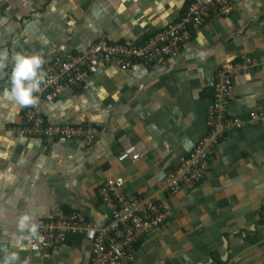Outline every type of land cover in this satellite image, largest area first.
<instances>
[{"label":"crops","instance_id":"0c3cea01","mask_svg":"<svg viewBox=\"0 0 264 264\" xmlns=\"http://www.w3.org/2000/svg\"><path fill=\"white\" fill-rule=\"evenodd\" d=\"M187 3L0 0V70L17 51L45 63L82 53L100 36L142 41L176 21ZM246 58L252 66L232 79L229 116L264 113V0H235L230 15L208 18L175 58L135 71L110 65L72 96L42 105L48 124L95 125L100 134L91 147L19 136L24 107L0 99V256L16 252V264H90L82 237L53 251L32 252L30 238L18 247L15 221L28 214L39 225L75 213L101 228L109 217L101 193L120 177L127 197H158L172 209L160 231L139 241L131 264H264V124L222 138L200 183L180 184L173 195L164 190L168 173L207 132L216 71ZM127 144L144 151L135 163L116 159Z\"/></svg>","mask_w":264,"mask_h":264},{"label":"built area","instance_id":"2783aa9c","mask_svg":"<svg viewBox=\"0 0 264 264\" xmlns=\"http://www.w3.org/2000/svg\"><path fill=\"white\" fill-rule=\"evenodd\" d=\"M235 0H193L174 22L149 35L141 43L126 41L123 44L107 42L100 36L82 53H66L43 63L44 83L35 93L33 106L24 107L22 124L17 127L19 136L41 140L78 141L87 147L99 138V129L93 124H48L41 107L52 103L59 95L72 96L83 88L87 80L110 65L120 71H135L139 63L144 66L160 65L177 57L181 48L208 18L226 17L233 11ZM252 66L250 59L222 65L215 74L211 87L212 99L206 113L205 136L198 142L189 158L166 176L164 190L173 195L180 184H198L213 161V149L220 139L234 131L264 124V113L251 111L243 117L229 116L227 105L232 91V79ZM8 69L0 70V86H7ZM144 151L138 144L122 146L116 157L122 163L137 162ZM186 166V168H184ZM123 179L106 181L101 196L109 217L106 225L93 229L78 214L70 213L38 225L37 237L30 238L32 252L51 251L70 236L90 234L86 238L91 247L90 264H131L134 261V244L138 239L156 233L171 218V206L158 197L126 196L122 192Z\"/></svg>","mask_w":264,"mask_h":264},{"label":"clouds","instance_id":"9594fccd","mask_svg":"<svg viewBox=\"0 0 264 264\" xmlns=\"http://www.w3.org/2000/svg\"><path fill=\"white\" fill-rule=\"evenodd\" d=\"M4 59L3 54H0V68L5 67ZM43 63V58L38 54H24L20 51L13 52L11 63L8 66V83L6 87L0 88V99L8 101L13 110L35 105L38 99L35 93L40 90V86L44 83L46 76L42 69ZM15 227L16 233L20 235L19 237L14 235L13 238L16 245L20 248L23 247L20 243L22 239L37 237L38 225L33 222L32 217L28 214L18 216L15 221ZM67 239L60 246L64 245ZM17 260L16 252L6 251L4 255L0 256V264H16Z\"/></svg>","mask_w":264,"mask_h":264},{"label":"trees","instance_id":"16d2710c","mask_svg":"<svg viewBox=\"0 0 264 264\" xmlns=\"http://www.w3.org/2000/svg\"><path fill=\"white\" fill-rule=\"evenodd\" d=\"M191 1H193V0H188V3L186 4V6L184 7V9L182 10V13L185 11L187 5H188ZM182 13H181V15H182ZM181 15H180V16H181ZM180 16H179V17H180ZM179 17H178V18H179ZM146 38H147V37H146ZM144 39H145V38H144ZM144 39H143V40H144ZM106 40H107V42L112 43V44H123L124 42L127 41V40H124V41H120V42H112V41L108 40L107 37H106ZM143 40H142V41H143ZM142 41L135 42V44L141 43ZM139 64L143 65L144 63L141 62V63H139ZM139 66H140V65H138V67H139ZM143 66H144V65H143ZM152 66H154V65H152ZM152 66H147V67H152ZM220 140H221V139H220ZM135 197H140V196L138 195V196H135ZM108 220H109V219H108ZM108 222H109V221H108ZM77 237H82L83 240H84V238L86 239V237H85L84 235L77 236ZM68 239H69V238H68ZM141 239H142V238L138 239L137 242L134 244V247H133L134 250H136V247H137V245H138V243H139V241H140Z\"/></svg>","mask_w":264,"mask_h":264},{"label":"rangeland","instance_id":"374dc122","mask_svg":"<svg viewBox=\"0 0 264 264\" xmlns=\"http://www.w3.org/2000/svg\"><path fill=\"white\" fill-rule=\"evenodd\" d=\"M181 165H182V163H181L179 166H181ZM179 166H178V167H179ZM184 168H186V166H184ZM145 237H146V236H145ZM143 238H144V237H143Z\"/></svg>","mask_w":264,"mask_h":264}]
</instances>
